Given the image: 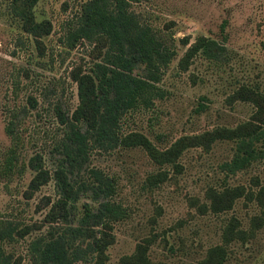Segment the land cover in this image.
Listing matches in <instances>:
<instances>
[{
    "label": "rangeland",
    "instance_id": "obj_1",
    "mask_svg": "<svg viewBox=\"0 0 264 264\" xmlns=\"http://www.w3.org/2000/svg\"><path fill=\"white\" fill-rule=\"evenodd\" d=\"M83 1L36 0L35 19L51 23L50 33L42 37L45 49L40 56L28 34L20 30L12 0H0V152L8 144L3 133L5 109L24 105L22 159L25 162L38 153L50 173L60 157L53 150L60 129L52 106L71 112L77 98L69 74L87 71L99 55L86 41L72 48L62 42L65 21ZM131 9L175 49L176 56L157 83L162 97L149 108L124 113L121 133H139L162 149L180 136L246 121L264 127V121L254 116V105L239 95L242 91L264 95V0H145L132 2ZM197 36L220 43L221 58L212 61L197 54L184 70L179 69L177 60L186 47L181 40L191 43ZM13 77L20 86L15 93ZM28 95L35 98L36 108L28 107ZM254 147L257 156L232 172L224 166L234 153L231 140H215L208 148H187L175 167L152 162L141 146L119 145L105 153L92 150L88 165L114 178L112 200L124 210V217L112 223L113 242L105 250L104 264H122L121 258L138 245L151 262L196 263L209 247L223 245L222 264H264V224L251 226L250 219L259 209L248 197V191L264 185V137ZM32 174L25 167L9 182L0 181V220L9 221L23 234L15 232L14 240L2 244L4 254L17 264L31 263L28 245L47 230L42 221L47 210L44 197L56 198L52 179L27 197L24 191ZM225 186L242 187L243 194L229 209L210 211L208 193ZM85 202L83 196L77 201V215ZM232 219L245 234L224 244L222 232Z\"/></svg>",
    "mask_w": 264,
    "mask_h": 264
},
{
    "label": "trees",
    "instance_id": "obj_2",
    "mask_svg": "<svg viewBox=\"0 0 264 264\" xmlns=\"http://www.w3.org/2000/svg\"><path fill=\"white\" fill-rule=\"evenodd\" d=\"M135 1L145 0H84L64 23L62 42L67 48L86 41L97 48L99 55L87 71L72 70L69 74L77 98L71 112L66 114L58 105L52 106V117L60 129L53 150L60 157L51 173L43 166L42 156L38 153L29 156L25 162L22 159L21 124L27 107L17 104L5 109L3 133L8 144L0 152V181L7 183L28 167L33 174L24 191L27 197L49 179L56 189V198L44 197L43 205L47 210L42 221L47 230L29 243L30 264H104L105 250L113 242L112 223L124 217V210L112 200L114 178L88 165L92 150L105 153L119 145L141 146L152 162L175 167L178 157L187 148H208L215 140H231L235 143L234 153L230 162L224 165L229 172L246 167L257 156L254 144L264 137V127L253 121L180 136L162 149L139 133L120 132L124 113L149 108L154 99L162 97V89L157 83L176 56L175 49L166 45L152 26L131 9V3ZM35 2L12 0L11 10L18 19L20 30L28 34L36 53L41 56L45 49L42 37L50 33L51 23L47 19H35ZM181 42L186 46L177 60L181 70L197 54L218 61L224 51L220 43L204 36H197L191 43L187 38ZM262 46L264 48V42ZM136 69H140V73H136ZM11 84L14 93L20 89L14 77ZM239 95L254 105V116L264 121V95L244 91ZM26 103L32 109L37 106L30 95L26 97ZM242 194L243 189L239 186H225L208 193L210 211L217 213L229 209L233 200ZM81 196L88 202L80 204L77 215L76 203ZM248 197L259 209L250 224L259 227L264 224V185L248 191ZM232 221L223 229L224 244L233 238L244 237V231L236 229ZM16 230L9 221L0 220V264H17L10 261V256L2 249L3 242L14 240L13 233L19 234ZM225 257V247L214 245L199 262L175 264H222ZM120 261L122 264H174L151 262L141 245Z\"/></svg>",
    "mask_w": 264,
    "mask_h": 264
}]
</instances>
